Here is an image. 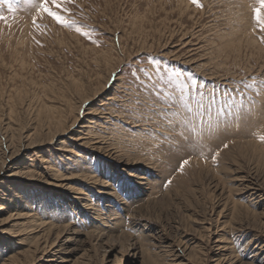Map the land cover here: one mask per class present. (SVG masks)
<instances>
[{
    "label": "rangeland",
    "instance_id": "374dc122",
    "mask_svg": "<svg viewBox=\"0 0 264 264\" xmlns=\"http://www.w3.org/2000/svg\"><path fill=\"white\" fill-rule=\"evenodd\" d=\"M199 3L73 0L72 28L4 7L0 264H264L260 5ZM238 87L202 140L165 118L169 92L215 112Z\"/></svg>",
    "mask_w": 264,
    "mask_h": 264
},
{
    "label": "snow or ice",
    "instance_id": "6c2138e0",
    "mask_svg": "<svg viewBox=\"0 0 264 264\" xmlns=\"http://www.w3.org/2000/svg\"><path fill=\"white\" fill-rule=\"evenodd\" d=\"M21 2V0H0V21H5L6 17L3 15V9L6 6L8 12H15L16 6ZM190 2L198 7H202L199 0H190ZM24 3L31 4L35 10L36 16L33 18V24L36 23L38 18H47L51 20L54 24L64 27L72 28L76 23L74 20L67 19L66 17L70 15L69 5L73 4V0H39L35 3V0H24ZM259 7L253 9V19L259 24L260 31L264 32V15H262V9H264V0H258ZM76 32L78 34L88 36L90 33L88 31H81L80 27H76ZM95 31V30H92ZM259 41L264 44V35L258 37ZM95 43V41H92ZM118 73H113V80ZM244 88H253V84H244L241 82ZM224 95L233 97L225 108H221L215 112L212 110V104H206V98L201 94L199 98L193 94L188 96L186 91L181 94L179 91L177 93H167L164 95L162 103L173 108L172 112H165V118L170 119V123L174 127H179L181 129V134L188 133L184 136L187 140L188 136L199 137L200 140L203 139L205 134H211V132L219 127L221 124H226L235 115H239L241 108L243 107L244 92L238 87L235 92L231 90H225ZM240 96L239 102L235 100L236 96ZM214 103V101H213ZM264 139V138H262ZM202 147L197 141L196 145ZM227 147V145H224ZM219 150L216 154L212 156V160L215 162ZM189 163L188 160H183L180 162L179 170L183 171L185 165Z\"/></svg>",
    "mask_w": 264,
    "mask_h": 264
},
{
    "label": "bare ground",
    "instance_id": "6f19581e",
    "mask_svg": "<svg viewBox=\"0 0 264 264\" xmlns=\"http://www.w3.org/2000/svg\"><path fill=\"white\" fill-rule=\"evenodd\" d=\"M1 219V218H0ZM9 219V218H8ZM27 222H29L28 220H27ZM5 229V228H4ZM14 229V228H13ZM28 229V228H27ZM49 229V228H48Z\"/></svg>",
    "mask_w": 264,
    "mask_h": 264
}]
</instances>
